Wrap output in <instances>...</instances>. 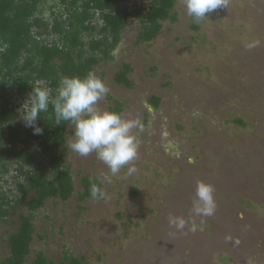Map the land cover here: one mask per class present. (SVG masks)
Returning a JSON list of instances; mask_svg holds the SVG:
<instances>
[{"label": "rangeland", "instance_id": "rangeland-1", "mask_svg": "<svg viewBox=\"0 0 264 264\" xmlns=\"http://www.w3.org/2000/svg\"><path fill=\"white\" fill-rule=\"evenodd\" d=\"M154 2L129 0L124 7L145 12ZM174 13L175 21L159 19L161 29L153 39L141 35L143 20L130 15L110 56L96 51L102 59L92 71L109 88L100 104L112 110L119 101L121 113L143 126L135 130L138 158L131 163L137 171L128 175L125 166L112 176L95 153L73 152L67 124L59 153L74 189L68 199L47 198L34 212L27 264L39 251L57 264L66 253L91 264H264V0H226V8L199 21L187 15L184 0H176ZM34 16L40 21L33 28L37 41L62 45L59 27L66 29V6L41 0ZM90 25L81 34L88 53L92 41L103 39L100 12ZM33 52H24L21 63ZM124 64L131 67L132 88L115 81ZM39 76L30 85L40 82L54 97L59 83ZM31 91L13 95L11 124L25 126L19 109ZM153 97L161 99L158 106ZM33 141L32 148H39ZM36 169L37 163L0 156L5 209L17 205ZM44 174L53 179L48 167ZM87 175L100 180L105 199L80 197ZM200 180L214 188L211 216L192 211ZM19 211L31 212L23 205L0 216V264L10 254L8 238L19 225ZM170 215L182 216L185 228L170 225Z\"/></svg>", "mask_w": 264, "mask_h": 264}, {"label": "trees", "instance_id": "trees-1", "mask_svg": "<svg viewBox=\"0 0 264 264\" xmlns=\"http://www.w3.org/2000/svg\"><path fill=\"white\" fill-rule=\"evenodd\" d=\"M127 1L129 0H60L69 12L66 29L63 30L62 25L59 27L63 32V43L60 46L56 44L46 47L37 41L33 32L34 27H39L40 21H37L34 14L39 13L41 0H0V49H3L0 51V156L4 160L17 159L19 163L28 166L37 163L35 173L22 188L24 194L15 201L16 206L12 205L13 213L23 205L31 212H18L19 225L8 238L10 254L4 264H27L35 234L34 212L47 198L68 199L74 189L69 173L63 168L64 156L59 153V147L66 141L68 123L56 125L53 107L49 104L48 111L40 114L42 134L34 135L29 127L11 124L14 115L13 95L23 94L27 88L34 87L29 82L37 73L40 74L39 78L51 79L54 84H58L65 75L85 76L102 59L95 54L97 50L103 54V58L110 56L112 49L121 39V30L130 15L143 20L144 31L141 35L146 39H153L159 33V19H177L175 13L170 14L176 0H155L145 12L128 10L124 7ZM97 11L104 20V35L103 39L91 42L92 52L88 53L81 34L85 29L92 28L90 24ZM37 33L42 34L39 30ZM30 49L34 52L24 57V62L21 63L22 54ZM130 71V65L124 64L116 73L115 81L129 88L134 87L133 81L128 77ZM22 72L23 74H20ZM160 101L159 97H153L155 106H158ZM112 110L121 113L122 104L116 101ZM8 122L10 124L5 128ZM33 140L39 148H32ZM45 167L52 172L53 179L45 177ZM82 183L83 191L80 197L83 199L91 197L90 189L93 184L101 187L100 180L90 175L84 176ZM30 193L33 194L31 199L28 198ZM2 202L0 216L12 214V206L5 209ZM29 264L57 263L40 251ZM59 264L90 263L85 257L65 254Z\"/></svg>", "mask_w": 264, "mask_h": 264}, {"label": "clouds", "instance_id": "clouds-1", "mask_svg": "<svg viewBox=\"0 0 264 264\" xmlns=\"http://www.w3.org/2000/svg\"><path fill=\"white\" fill-rule=\"evenodd\" d=\"M184 6L187 15L199 21L208 17L209 13L226 8V0H184ZM51 91L40 82L32 87L28 99L19 109L25 127L32 128L34 135L42 134L43 129L37 125V120L51 104L55 124L67 122L72 126L73 139L68 142V147L73 152L82 157L95 153L112 176L118 175L125 166H128V175L137 171L131 163L138 158L135 130L143 126L138 119L125 117L100 104L109 93V88L95 71H89L83 77L62 76L55 97H52ZM90 195L94 200L106 198V193L97 184L91 186ZM215 209L213 185L197 181L193 213L196 216H211ZM168 220L178 230H183L187 223L182 216L170 215ZM191 230L195 231V227Z\"/></svg>", "mask_w": 264, "mask_h": 264}, {"label": "flooded vegetation", "instance_id": "flooded-vegetation-1", "mask_svg": "<svg viewBox=\"0 0 264 264\" xmlns=\"http://www.w3.org/2000/svg\"><path fill=\"white\" fill-rule=\"evenodd\" d=\"M91 177H92V176H91ZM87 198H88V197H87ZM39 252H40V251H39ZM66 254H68V253H66ZM69 255H70V254H69ZM64 256H65V254H64ZM64 256H63V257H64ZM63 257H62V258H63ZM89 263H90V262H89ZM90 264H91V263H90Z\"/></svg>", "mask_w": 264, "mask_h": 264}]
</instances>
